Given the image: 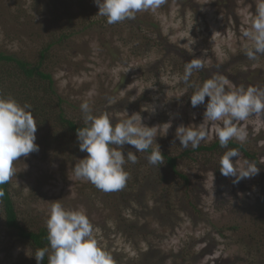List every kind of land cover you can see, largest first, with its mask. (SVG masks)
Instances as JSON below:
<instances>
[{
    "label": "rangeland",
    "instance_id": "rangeland-1",
    "mask_svg": "<svg viewBox=\"0 0 264 264\" xmlns=\"http://www.w3.org/2000/svg\"><path fill=\"white\" fill-rule=\"evenodd\" d=\"M226 1L224 8L218 6V0H166L154 12H138L141 22L133 24V33L132 25L113 26L100 18L94 0H0V51L36 60L38 51L50 40L44 36L46 32H54V38L60 30H73L74 36L53 46L46 63L68 115L84 101L92 111L102 105L120 120L126 113H138L142 124L156 128L159 150H174L180 144L176 128H198L207 100L196 107L181 101L182 94L173 89L178 74L173 73L174 61H168L167 51L172 54L183 49L201 59L210 76L215 73L227 79L226 89L236 86L235 81L264 86V57L255 60L262 63H253L240 78L231 73L236 55L251 43L242 33L250 27L258 0ZM13 15L20 16L19 24L10 19ZM149 21L157 27H150ZM91 22L95 23L90 26ZM148 29L152 37L158 32L163 37H155L158 48L146 54L136 51L138 42L130 33L143 34ZM239 59L236 61H251ZM227 61L223 72H215L213 65ZM245 68L244 64L238 67L239 71ZM3 69L10 72L11 79L21 78L11 65L0 66V71ZM3 76L8 74L3 72ZM122 101L128 103L124 110L112 108L116 102L122 107ZM205 123L208 138L201 142L209 144L218 139L214 126L219 122ZM239 123L247 129L243 144L258 159V174L238 183L233 182L235 177L218 183L208 169L210 164L202 166L195 155L182 157L178 168L188 175L186 187L184 180L167 171V164L152 165L147 160L149 154L125 144L122 152H136L137 162L124 165L129 174L126 186L113 192H93L96 187L92 183L76 178L74 164L87 154L69 156L70 149L61 140L60 149L57 142L51 148L46 146L42 140L46 129L40 132L36 128L39 150L14 162L16 175L10 180L18 220L31 230L46 227L49 207L59 200L67 210L86 213L98 230V244L114 264H263L264 239L259 246L249 237L258 236L259 231L249 216L241 214L243 209L253 211L258 197L264 198V115H251ZM232 160L239 168L247 159L240 155ZM2 220L0 212V264H33L30 247L10 238Z\"/></svg>",
    "mask_w": 264,
    "mask_h": 264
},
{
    "label": "clouds",
    "instance_id": "clouds-1",
    "mask_svg": "<svg viewBox=\"0 0 264 264\" xmlns=\"http://www.w3.org/2000/svg\"><path fill=\"white\" fill-rule=\"evenodd\" d=\"M98 6L97 15L104 17L108 24L133 20L138 12L156 11L166 0H94ZM250 27L242 33L250 41L244 54L255 61L264 55V0H258L255 14L249 19ZM192 43L194 40L192 39ZM190 43V44H192ZM189 44V45H190ZM204 67L199 58L191 59L184 65L180 79L195 91L190 95L192 107L204 104V120L199 127L179 126L176 137L180 147L197 148L201 141L208 138L207 123H215L214 133L219 145L226 148L229 141L235 139L243 144L247 140L246 127L239 122L246 121L251 115H264V86H230L222 76H213L198 86L191 85L190 78L194 71ZM109 100V103H114ZM84 126L76 131L79 149L87 156L74 164L76 178L92 183L104 192L122 190L129 174L124 169L128 162H137L136 152H145L155 143L156 128L142 124L138 113L113 124L107 113L94 115L87 101L80 105ZM154 111V109H151ZM167 129L170 122L165 123ZM37 122L31 112L30 104L21 105L11 96H0V185L9 183L16 172L14 162L21 156L27 157L38 151L35 143ZM134 146L136 152H122V146ZM156 144V143H155ZM233 157H240L237 149H229L219 160V169L225 177H235L234 183L250 178L259 172L257 164L244 160L241 167L233 163ZM147 160L152 165H160L163 156L156 144ZM4 196L0 190V198ZM48 245L35 251L37 264L47 256V264H114L111 255L104 250L95 237L98 231L91 224L83 210H67L56 200L49 207L45 221Z\"/></svg>",
    "mask_w": 264,
    "mask_h": 264
},
{
    "label": "trees",
    "instance_id": "trees-1",
    "mask_svg": "<svg viewBox=\"0 0 264 264\" xmlns=\"http://www.w3.org/2000/svg\"><path fill=\"white\" fill-rule=\"evenodd\" d=\"M248 3H251V0H245ZM226 0H218V6L226 8ZM20 16L13 15L10 17V19L13 22H16L17 24L20 23L19 21ZM102 19H105L104 17H100ZM141 22V18L136 17L133 20H125L123 22H119L116 24H111L113 26H126L130 27V29L133 31L136 30V27L133 26V24L137 25ZM95 22H91L89 25L92 26ZM150 27H157V25L153 21H149ZM104 26H100V28H103ZM60 30L58 37H52L54 36L53 33L46 32L44 36L50 37V40L44 43L43 47L38 51V55L36 57V60H31L24 57H18L15 54H7L5 52L0 51V66L8 67L11 65L13 67L18 76L21 77L19 80L11 79L9 77L10 72L3 69L0 71V96H4L5 98L11 96L14 98L18 103L21 105L27 103L31 105V112L34 116L35 121L37 122V129L38 131L42 132V130L46 129L45 132L42 135V140L45 142L44 144L51 148L53 143L57 142V147L60 149L63 142L67 149H70L69 156H75L78 155L79 152L82 151L79 149V142L77 139L76 131L80 127L84 126L83 122V113L81 112V109L79 107H74L73 110L75 113L72 115H68L67 108L65 109L63 107V103L65 100L59 95L56 94V91L53 87V77L52 73L47 67L46 63L49 60L47 57L49 56V52H52L54 49L53 46L55 44H63L61 41L67 40L70 37L75 35V32L73 30L69 31L68 33L61 32ZM133 31V33H135ZM133 33H130V38L134 39L136 42V51H144L146 54L150 52L151 48H158V44L154 42L155 37L159 36L160 33L158 32L154 37L151 29L147 30L143 34H139V32L135 35ZM159 37H163L160 35ZM139 40V41H137ZM162 43V42H160ZM167 50V48H166ZM167 59L168 61L173 62L172 70L173 73H177L178 76L175 77L177 82L173 89L178 90L181 96V101L187 103L188 105H191L190 103V95L195 91V87H190L188 84H185L180 77L183 75L184 71V65L186 62H189L191 59H194L195 57L192 54H188L185 50L180 49L179 53H170L167 51ZM236 59L240 57L241 60L246 59V55L244 53H240ZM264 55H261L258 57L263 58ZM234 60L235 67L233 69V72L236 75H233L234 77H242L245 75L244 73H247V70L251 68V65L253 63H262V61H236ZM239 59V60H240ZM257 59V60H258ZM180 61V63H179ZM228 61L225 63H219L217 65H213L217 70L215 72H223V70L226 68V65H228ZM244 64V67H248L247 69H242L239 71L238 67ZM156 67V66H154ZM207 68V66H206ZM206 68H201L199 70H196L193 72L191 78H190V84L194 86H198L203 83V81L212 78L213 76H217L215 73L213 76H210L211 74L208 73V70ZM210 68V67H209ZM158 70V68H156ZM3 72L8 74L7 77L3 76ZM155 76H158V72L155 71ZM174 73V74H175ZM229 75V78H232V74H226V76ZM242 75V76H241ZM155 78V77H154ZM158 81H155L157 83ZM236 86L243 85L245 88L250 86L251 84H243L244 82H236ZM205 99L208 101V97H205ZM128 105L127 102L122 101V107L119 103H115L112 105V108L115 106L119 107V110H124L123 107H126ZM108 108L101 106H97L92 111L94 115H99L102 113H107L110 120L113 124L118 123L120 119L116 116H111L108 114L107 110ZM54 125H52V124ZM43 128V129H42ZM56 147V145H54ZM176 148H180L179 150ZM154 149L153 146H151L150 149L143 152L145 154L151 153V151ZM229 149H237L240 152V155L247 159L248 161L253 160L257 164L258 159L255 158V155L250 153L246 148L244 144H241L237 141L230 140L226 148H222L219 145L218 139L213 141L209 144H204L203 142L200 143V145L193 149L191 146L188 148H182L179 145H175L174 150H161V154L163 156V161L165 164H167L168 172H173L175 175H177L179 178L185 181L186 187L189 186V179L188 175L180 170L178 168V161L179 159L183 158H193L195 155V160L197 163H201L202 166L206 164H210L208 167L209 170H212L214 172L216 181L218 183L222 181H229L231 182L234 178L229 176L225 177L221 174L219 169V160ZM175 151H178V153H175ZM87 154L86 152H83ZM209 154V155H206ZM0 190H3L4 196L0 198V212L2 213L3 217V224L7 231V234L10 238H13L14 240L17 239L19 242H22L23 244H26L30 247L31 250V256L33 264H37V261L34 257L35 251L39 248L46 247L48 245L47 241V229L46 227H40L38 230H31L27 227H24L20 224L18 220V213L14 206V202L10 195V181L9 183L5 185H0ZM97 188L93 190V192H96ZM188 197V196H187ZM242 216H249L250 221L253 223V225L256 227L255 230L259 231V235L256 236L253 234H249V237L255 241L258 245L260 244L261 240L264 239V227H261L264 225V198L258 197L256 203L254 204V210H245L243 209V212L241 214ZM236 227H233L235 229ZM263 230V234H261L260 231ZM255 231V232H258ZM256 238V239H255ZM260 246V245H259ZM262 247V246H261ZM40 264H47V256L43 261L40 262ZM264 264V262H263Z\"/></svg>",
    "mask_w": 264,
    "mask_h": 264
}]
</instances>
